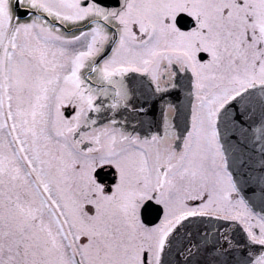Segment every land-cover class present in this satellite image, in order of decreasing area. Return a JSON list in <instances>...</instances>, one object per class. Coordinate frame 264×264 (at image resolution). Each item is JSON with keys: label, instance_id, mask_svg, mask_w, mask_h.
I'll use <instances>...</instances> for the list:
<instances>
[{"label": "snow or ice", "instance_id": "1", "mask_svg": "<svg viewBox=\"0 0 264 264\" xmlns=\"http://www.w3.org/2000/svg\"><path fill=\"white\" fill-rule=\"evenodd\" d=\"M0 264H264V0H0Z\"/></svg>", "mask_w": 264, "mask_h": 264}]
</instances>
